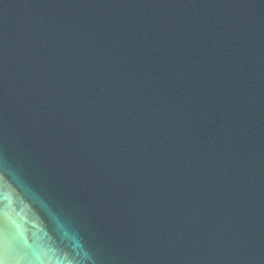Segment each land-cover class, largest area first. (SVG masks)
Here are the masks:
<instances>
[{"label": "water", "instance_id": "water-1", "mask_svg": "<svg viewBox=\"0 0 264 264\" xmlns=\"http://www.w3.org/2000/svg\"><path fill=\"white\" fill-rule=\"evenodd\" d=\"M0 264H264V0H0Z\"/></svg>", "mask_w": 264, "mask_h": 264}]
</instances>
